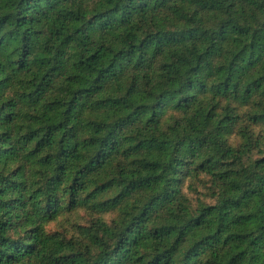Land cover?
<instances>
[{"label": "trees", "instance_id": "1", "mask_svg": "<svg viewBox=\"0 0 264 264\" xmlns=\"http://www.w3.org/2000/svg\"><path fill=\"white\" fill-rule=\"evenodd\" d=\"M0 264H264V0H0Z\"/></svg>", "mask_w": 264, "mask_h": 264}]
</instances>
